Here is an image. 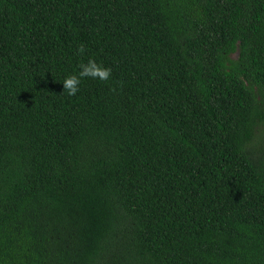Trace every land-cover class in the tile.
<instances>
[{"label":"trees","instance_id":"obj_1","mask_svg":"<svg viewBox=\"0 0 264 264\" xmlns=\"http://www.w3.org/2000/svg\"><path fill=\"white\" fill-rule=\"evenodd\" d=\"M0 264H264V0H0Z\"/></svg>","mask_w":264,"mask_h":264},{"label":"clouds","instance_id":"obj_2","mask_svg":"<svg viewBox=\"0 0 264 264\" xmlns=\"http://www.w3.org/2000/svg\"><path fill=\"white\" fill-rule=\"evenodd\" d=\"M111 69L102 67L97 64L93 59H89L86 64L80 65V70L77 74H69L63 80V90L69 96L75 95L78 91L81 78L92 77L99 78L100 80H107L110 76Z\"/></svg>","mask_w":264,"mask_h":264}]
</instances>
